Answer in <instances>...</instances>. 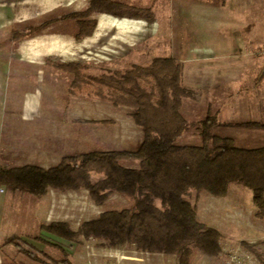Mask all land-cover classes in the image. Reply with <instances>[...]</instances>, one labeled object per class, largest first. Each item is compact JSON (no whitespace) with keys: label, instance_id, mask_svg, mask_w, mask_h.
<instances>
[{"label":"rangeland","instance_id":"rangeland-1","mask_svg":"<svg viewBox=\"0 0 264 264\" xmlns=\"http://www.w3.org/2000/svg\"><path fill=\"white\" fill-rule=\"evenodd\" d=\"M107 1L120 6H111L109 10L108 4L104 8L101 0H0V106L5 100L10 104L9 110L18 113L15 109L26 93L37 92L36 87L14 77V64L12 86H9L12 90L5 88L9 79L3 75L4 59L11 52L12 43L45 39L49 49L42 74L54 76L53 89H42L41 108L34 118L13 123L11 127L0 125V163L4 169L25 163L47 168L71 154L127 149L142 141L143 134L131 117V108L115 106L95 96L93 88L92 93L76 90L79 85L85 87L86 84L81 85L83 82L91 84L89 77L124 71L132 65L145 67L155 54L163 53L182 63L184 69L201 66L200 71L210 72L224 61L235 60L240 64L243 57L251 56L256 57L258 65L255 72L262 67L258 57L264 53V7L261 6L264 0H230L231 7L229 0L225 5L221 0V6L210 0L203 13L190 5L194 0L184 5L180 0ZM245 5L248 12H244ZM91 6L96 8L92 12ZM28 30L31 35L12 40L15 33ZM63 65L77 66L74 87L73 74L61 68ZM22 70L26 74L38 73L37 68ZM235 79L230 85L186 86L194 91V96L183 99L182 117L187 122H198L210 111L220 123L244 122V86L249 81L241 76ZM85 99L103 103L84 102ZM3 113L0 110L1 116ZM10 115L8 119L13 116ZM246 133L237 128L214 130L215 135L234 138L239 146H264V132L254 130L252 136ZM180 142L198 144V134L190 129ZM122 164L130 168L138 165L132 161ZM101 178L95 175L92 181ZM188 198L197 204L199 220L219 231L222 237L217 256L194 250L190 264H260L245 246L248 243L264 251V218L257 217L258 209L247 188L233 184L222 198L204 191L192 192ZM131 203L130 198L118 192L107 193L102 202H97L87 189L64 192L51 189L37 200L27 194L11 196L5 188H0V231L5 241L11 235L29 241L37 249L27 245V250L46 255L49 263L55 260L66 264L62 261L67 260L68 264H133L132 254L137 253L145 258L151 255L153 264H157L153 255H161L163 264H169V254L142 252L127 246L111 247L101 236L79 235L65 241L40 232L43 225L51 223L66 224L72 232H77L83 223L104 212L127 208ZM38 237L53 245L40 243ZM174 256L178 264V257ZM0 264L39 263L19 253L13 244H5L0 248Z\"/></svg>","mask_w":264,"mask_h":264},{"label":"trees","instance_id":"trees-1","mask_svg":"<svg viewBox=\"0 0 264 264\" xmlns=\"http://www.w3.org/2000/svg\"><path fill=\"white\" fill-rule=\"evenodd\" d=\"M101 2L109 10L111 6H120L117 2ZM94 8L91 6L90 12ZM31 33H15L12 40ZM76 67L61 66L73 74V87L78 79ZM183 69L182 63L172 57H157L145 67L132 65L124 71L89 77L91 84L83 82L85 87L79 85L76 90L92 93L93 88L95 96L115 106L131 108V117L142 131V141L127 149L71 154L47 168L25 163L4 169L0 163V188L11 196L27 194L37 200L51 189H87L97 202L111 192L132 201L127 208L104 212L83 223L77 232L63 223L43 225L40 232L47 236L65 241L79 235L101 236L111 247L176 255L178 264H190L194 250L217 256L221 251V234L199 220L197 204L188 197L192 192L204 191L222 198L231 185H240L252 193L257 217L263 219L264 146H239L234 138L215 135L214 130L225 127L264 131V122L220 123L210 111L198 122H187L181 115V104L183 99L193 98L194 91L184 85ZM190 129L198 134L199 143L181 144L180 139ZM123 161L138 165L126 167ZM95 175L102 178L93 182ZM36 240L51 244L43 237ZM6 244H13L19 253L39 264H58L55 260L49 263L44 254L27 250V245L36 247L22 237L11 235ZM245 246L264 264V251L248 243ZM64 262L68 264L67 260Z\"/></svg>","mask_w":264,"mask_h":264},{"label":"crops","instance_id":"crops-1","mask_svg":"<svg viewBox=\"0 0 264 264\" xmlns=\"http://www.w3.org/2000/svg\"><path fill=\"white\" fill-rule=\"evenodd\" d=\"M118 1V0H116ZM181 4H188V0H180ZM186 2V3H184ZM213 3H218L221 6V0H213ZM210 0H194L190 1V5H194L196 9H198V13H203L207 11L205 8L210 5ZM232 4L228 3V7H231ZM264 7V5H261ZM245 11L248 12L247 7L245 5ZM27 39H23L22 41H26ZM30 42H15L10 46L11 52L4 59L5 71L3 72L4 77L8 76L9 84L5 85V88H9L12 86V65L14 64L15 76L19 80H23L24 84H30V86L36 87L37 92H27L25 97L20 102V105L15 110H19L18 113L16 111H10L8 108V103L4 100L3 106H0V110H4L3 115H0V125L5 124V126L11 127L14 124H21L22 121H27L29 118H34L37 114V111L41 108V102L43 99V90L45 87L47 89H53V81L54 76L53 73L51 75L42 74V67L46 62V54L49 49L48 42L45 39L34 38ZM166 53V52H165ZM157 57H167V54H155V58ZM260 66V70L255 72V69L258 67L255 63V56H251L249 58L243 57L242 62L240 64H236L235 60H227L224 61L223 64H217L213 70L209 71H200L201 66H197V68L191 66L190 68H186L183 71V82L187 87L193 86H204L206 84H226L230 85L236 81L235 78L238 76L243 77L244 79L248 78V83L245 84L244 88V116L245 121H263L264 122V53L258 57ZM31 68L38 69L37 74L32 73H23L22 68ZM192 68V69H191ZM259 69V68H258ZM258 72V73H257ZM255 74V75H253ZM34 80V81H32ZM71 82V75L68 78ZM6 82V80H5ZM56 82V81H55ZM50 86V87H48ZM10 92H11V88ZM43 89V90H42ZM191 89V88H190ZM57 93V92H55ZM259 95V97H258ZM75 99V97H73ZM73 99V100H74ZM88 100L85 99L84 102ZM98 102L103 103L100 100L90 99L86 102ZM126 108V107H122ZM9 114L12 116L8 119ZM230 123V122H227ZM236 123V122H235ZM247 135H253L254 130H246ZM264 132V131H259ZM259 140L261 141V137L259 136ZM4 236L0 231V248H2L6 241L4 240Z\"/></svg>","mask_w":264,"mask_h":264},{"label":"bare ground","instance_id":"bare-ground-1","mask_svg":"<svg viewBox=\"0 0 264 264\" xmlns=\"http://www.w3.org/2000/svg\"><path fill=\"white\" fill-rule=\"evenodd\" d=\"M153 257L155 258L154 262H156L157 264H163V260H161V255H153ZM150 258H151V255L146 256V258H145L141 254L133 253L131 260H132L133 264H153L152 259H150ZM168 263L173 264V261L169 260Z\"/></svg>","mask_w":264,"mask_h":264},{"label":"built area","instance_id":"built-area-1","mask_svg":"<svg viewBox=\"0 0 264 264\" xmlns=\"http://www.w3.org/2000/svg\"><path fill=\"white\" fill-rule=\"evenodd\" d=\"M168 259L169 260H172L173 261V264H176V257L174 255H168Z\"/></svg>","mask_w":264,"mask_h":264}]
</instances>
